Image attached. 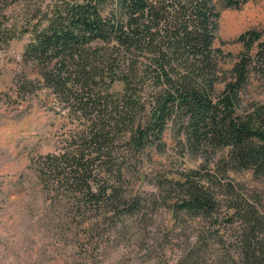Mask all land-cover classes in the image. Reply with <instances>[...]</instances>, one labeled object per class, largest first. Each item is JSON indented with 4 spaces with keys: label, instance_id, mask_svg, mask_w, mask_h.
<instances>
[{
    "label": "trees",
    "instance_id": "1",
    "mask_svg": "<svg viewBox=\"0 0 264 264\" xmlns=\"http://www.w3.org/2000/svg\"><path fill=\"white\" fill-rule=\"evenodd\" d=\"M250 1L222 3L240 9ZM40 16L24 60L37 69V87L52 91L78 124L60 152L41 157L34 170L54 203L66 201L78 224L88 225L87 236L151 201L128 191L125 175L147 151L164 148L168 129L187 153H222L227 169L264 180V104L241 108L252 70L264 73V33L239 37L244 51L218 93L215 0H50ZM178 177L163 186L172 212L213 219L215 175L194 169ZM234 215L238 259L217 264H264V216L246 203Z\"/></svg>",
    "mask_w": 264,
    "mask_h": 264
},
{
    "label": "rangeland",
    "instance_id": "2",
    "mask_svg": "<svg viewBox=\"0 0 264 264\" xmlns=\"http://www.w3.org/2000/svg\"><path fill=\"white\" fill-rule=\"evenodd\" d=\"M215 1L221 11L215 42L222 54L221 93L244 51L239 37L252 30L264 33V1H250L240 9H226L222 0ZM49 3L0 4V264L236 261L241 223L235 210L246 203L264 216V180L251 171L227 169L222 153H187L171 129L164 134L161 151H147L137 170L132 164L127 167V190L151 200L140 213L122 218L116 227L103 226L90 238L88 225L78 224L70 204L54 203L34 163L59 153L78 120L61 108L52 91L37 87V69L24 60L32 30ZM241 97L242 109L264 104V73L252 70ZM194 169H206L219 184V211L213 219L174 214L173 201L164 192L165 181Z\"/></svg>",
    "mask_w": 264,
    "mask_h": 264
}]
</instances>
